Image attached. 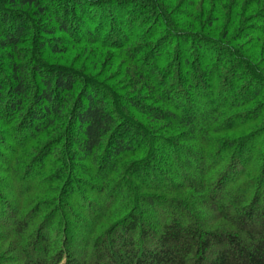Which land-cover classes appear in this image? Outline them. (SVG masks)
Returning a JSON list of instances; mask_svg holds the SVG:
<instances>
[{
	"label": "trees",
	"instance_id": "trees-1",
	"mask_svg": "<svg viewBox=\"0 0 264 264\" xmlns=\"http://www.w3.org/2000/svg\"><path fill=\"white\" fill-rule=\"evenodd\" d=\"M4 61L0 188L36 184L0 203V264H264V0H0Z\"/></svg>",
	"mask_w": 264,
	"mask_h": 264
},
{
	"label": "rangeland",
	"instance_id": "rangeland-1",
	"mask_svg": "<svg viewBox=\"0 0 264 264\" xmlns=\"http://www.w3.org/2000/svg\"><path fill=\"white\" fill-rule=\"evenodd\" d=\"M199 3V2H198ZM32 21H34V19L35 18H30ZM41 25H43V26H46V24L44 23V24H41ZM218 28H219V30H222V28H223V26L222 25H220V26H217ZM228 31H229V34H228V36H227V38H229V37H231L232 35H234L236 32H234V31H232L229 27H227L226 28ZM34 34L35 35H40V33H38V32H34ZM68 41H69V38H67L66 36H64V35H60L59 33H55L50 39H49V42L50 43H55V44H58V43H65V45L68 43ZM29 44H27L26 45V43H24V44H22V47L24 48V47H27ZM36 49V47H32V46H30V48L28 47V52L29 53H34L35 50ZM81 50L82 51H85V52H81ZM46 52V49H44V51H43V53H42V56L43 57H46L44 54H46L45 53ZM79 53H81L80 55H79ZM119 53V52H118ZM78 55H79V60L81 61V64H79L78 65V68H84V72H86L85 74H89L90 75V71H93V73H94V75L96 74V75H100V76H103V74H104V77H109L110 75L109 74H105V73H107L106 72V70H107V66H108V62H109V60L111 59V58H114L117 54L115 53V52H113L112 50H108V49H100L99 47H97V46H89V47H82V48H79L78 49ZM76 56V55H75ZM74 56V57H75ZM81 56V57H80ZM82 56H83V58H82ZM93 56H96L97 57V59L98 60H96V65H94V63L95 62H92V58H93ZM119 56H120V54H119ZM117 57V56H116ZM77 58H78V56H77ZM117 59V64L118 63H120L121 61L120 60H118V58H116ZM47 60L49 61V58H47ZM98 62V63H97ZM5 65H6V62L4 61V62H0V76L3 74V76H5L6 77V80L8 79V77L6 76V75H4V74H6V72L4 71L5 70ZM117 67V66H116ZM80 73L81 74H83V75H85L84 73H83V70H80ZM206 74V73H205ZM93 75V74H92ZM88 76V75H87ZM205 77V76H204ZM107 78H104L105 80L107 79ZM35 80V79H34ZM105 80H102V81H105ZM30 99V98H29ZM18 123V122H17ZM16 123V124H17ZM164 131V130H163ZM230 137H232L233 135H229ZM17 138H19V137H17ZM0 141H1V143H0V154H2L3 155V157H5L6 159H9L10 158V153H9V150L10 149H12L13 148V146H14V143H13V141H10V139H8V137L5 135V134H3V131H1L0 130ZM44 141H45V138L44 139H42V140H39V142L38 143H41V144H43L44 143ZM48 140H46L45 142H47ZM4 143H5V145H6V147H7V149L5 150V149H3L2 148V145H4ZM48 143H50V142H48ZM42 146V145H41ZM254 145L253 144H251V147H253ZM34 151H37V149L35 148V149H33ZM50 152V150L47 152V156H44L43 158H41V159H39V161L34 165V170H35V168H38V167H40V166H43V165H45L46 163H47V161H49V156H48V154H50L49 153ZM157 156L159 157V156H161V152L159 151V153L157 154ZM79 165H83V163L82 164H79ZM13 168H17L18 166H12ZM11 167V168H12ZM11 168H8V167H6V165H2L1 163H0V180L3 178V179H5V178H7V177H5L6 176V174L7 173H11L10 172V169ZM12 168V169H13ZM87 168H88V170H89V166H87ZM55 171V167H54V169H52L50 172H49V170H46V172H49V173H47L46 175H44L43 176V178H45V179H48V178H50L52 175H53V172ZM51 173V174H50ZM73 175L75 176V178H77V179H80V180H82V181H84V182H89V183H92V179H91V177L89 176V175H87V176H84V175H82L80 172H73ZM179 183V182H178ZM36 184V181L31 177L30 179H27V181H23V182H21V183H18V185L16 186L15 184H12V183H9V185L8 186H6V187H1L0 188V192H1V194H0V196H1V198H0V200H1V204L2 205H9V206H11V207H13L14 206V201H15V199H13V200H10V199H8L7 197H6V192L8 191V189H14V188H19L20 190L24 187V186H34ZM42 185H45V184H42ZM77 186V185H76ZM74 187H75V185L73 184L72 185V188H71V195H70V199H75V193H74ZM80 190H81V193H83L82 195H84V197L85 198H87V199H89L92 203H95L96 205H97V203L94 201V197H95V193L93 192V191H91V190H89V189H87V188H85L84 186H82V185H78L77 186ZM54 188V186L53 185H51V184H49L48 183V185H45L44 187H43V191H45L44 193V195H43V198H45V201L46 202H50V196H46L47 195V193H49L50 191H52V192H55V190L56 189H54V190H52ZM182 194V196H177V197H179L180 199H183V198H187V197H189L190 196V193H189V191H187V192H182L181 193ZM3 234V233H2ZM7 241H3L2 242V244H0V248L2 249V250H4V249H6L8 246H9V244L10 243H6Z\"/></svg>",
	"mask_w": 264,
	"mask_h": 264
}]
</instances>
